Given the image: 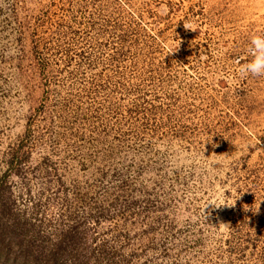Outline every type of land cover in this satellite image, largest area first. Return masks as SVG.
Wrapping results in <instances>:
<instances>
[{
	"label": "rangeland",
	"instance_id": "rangeland-1",
	"mask_svg": "<svg viewBox=\"0 0 264 264\" xmlns=\"http://www.w3.org/2000/svg\"><path fill=\"white\" fill-rule=\"evenodd\" d=\"M255 35L264 0H0L16 232L85 264H264V75L239 72Z\"/></svg>",
	"mask_w": 264,
	"mask_h": 264
},
{
	"label": "trees",
	"instance_id": "trees-1",
	"mask_svg": "<svg viewBox=\"0 0 264 264\" xmlns=\"http://www.w3.org/2000/svg\"><path fill=\"white\" fill-rule=\"evenodd\" d=\"M1 189H3L2 186H0V201H3ZM1 204L0 202V207ZM6 209L8 210L4 207L3 212L0 210V264H85V262L80 261V258L77 259L73 256L75 253L72 248L76 247L75 244H73L75 247L68 248L67 246L63 247L62 242L50 253H41L34 240L23 236L24 232H16L18 223H12L6 218ZM18 218L15 217L16 220ZM69 231L67 235L76 240V232L74 230Z\"/></svg>",
	"mask_w": 264,
	"mask_h": 264
},
{
	"label": "clouds",
	"instance_id": "clouds-1",
	"mask_svg": "<svg viewBox=\"0 0 264 264\" xmlns=\"http://www.w3.org/2000/svg\"><path fill=\"white\" fill-rule=\"evenodd\" d=\"M184 28L186 30H196L194 24L191 22L185 23ZM179 46L180 41L176 44L175 49L169 48V54L177 51L179 49ZM249 54L252 56V59L249 62L243 64L239 69L241 77H247L248 75H264V35H255L252 37L249 48ZM209 205H212L215 208H220V206L225 204L223 203V200L219 196H217L207 203L205 209Z\"/></svg>",
	"mask_w": 264,
	"mask_h": 264
}]
</instances>
